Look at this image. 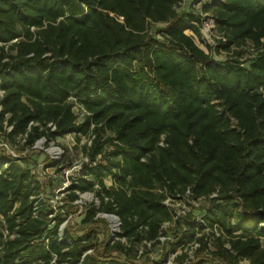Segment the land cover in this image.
I'll return each mask as SVG.
<instances>
[{
    "label": "trees",
    "instance_id": "obj_1",
    "mask_svg": "<svg viewBox=\"0 0 264 264\" xmlns=\"http://www.w3.org/2000/svg\"><path fill=\"white\" fill-rule=\"evenodd\" d=\"M176 3L0 0V134L23 137L21 149L93 136L68 198L93 191L99 205L81 223L114 214L131 244L98 252L95 233L61 232L65 217L48 216L32 168L0 149V264H134V242L170 219L158 190L187 189L209 202L204 225L189 221L172 250L216 227L214 256L264 264V0L202 5L226 37L220 46L252 45L243 61L199 48L186 31L199 36L201 17ZM156 23L165 25L152 32Z\"/></svg>",
    "mask_w": 264,
    "mask_h": 264
},
{
    "label": "rangeland",
    "instance_id": "obj_2",
    "mask_svg": "<svg viewBox=\"0 0 264 264\" xmlns=\"http://www.w3.org/2000/svg\"><path fill=\"white\" fill-rule=\"evenodd\" d=\"M176 1L177 10L190 11L201 17L200 35L198 36L190 31H186V33L192 36L199 48L209 53L213 58L218 60L238 58L243 61L255 54L254 48L249 43L241 46L232 44L229 49L219 45V42H224L226 37L216 28V23L212 28L205 24L206 19L211 17V12L202 10L203 3L210 0ZM164 25L163 23H156L151 31L154 32ZM235 51H240L241 57H238ZM75 109L81 115L82 110L79 107H75ZM6 129L9 131L11 127L6 126ZM92 138L93 136L81 135L80 139L76 140L74 134L54 138L42 136L34 142L33 146L21 149L24 142L23 137L17 136L14 142H10L0 134V149L7 155L22 158L21 162L32 168L40 185L39 199L53 209V213L48 214V216L61 212V216L65 217V220L59 226V230L62 232L63 229L68 228L78 235L89 231L95 233L98 243L96 250L103 252L105 250L103 248L104 244H111L117 240L125 246L131 245L126 237L117 235L121 230L120 220L114 214L98 212L92 222L82 224L81 219L85 211L92 204L98 206V199L93 191L82 192L78 190H75L78 195L76 200L70 201L68 198L71 191L69 186L79 175L81 164L88 161L86 150L91 146ZM105 182L109 185L110 178H106ZM158 192L163 194L161 203L168 210L170 219L160 225L153 239L143 238L141 241L134 242L135 256L133 263L162 264L169 262V264H183L186 258H192L197 261L202 260L205 264H225L213 254L216 250L215 237H218V235L213 234L208 228L197 233L194 236L195 240H193V236H190V241L175 244V248L171 249L172 244L178 240L179 235L188 226V222L201 216L208 206L207 198H194L189 194H178V196L177 193L173 194L161 190H158ZM197 237H203V241L199 242ZM223 245L226 248L229 247L227 243ZM87 252H91V249ZM112 254L117 255L116 252H112ZM238 264L249 263L247 260H240Z\"/></svg>",
    "mask_w": 264,
    "mask_h": 264
},
{
    "label": "built area",
    "instance_id": "obj_3",
    "mask_svg": "<svg viewBox=\"0 0 264 264\" xmlns=\"http://www.w3.org/2000/svg\"><path fill=\"white\" fill-rule=\"evenodd\" d=\"M207 21L205 22V24H207L208 25V27H214V25H215V21H214V19L212 18V17H208L207 19H206ZM2 95H3V90H0V96L2 97ZM0 97V98H1ZM75 107H79L81 110H82V112H81V115L79 114V116H82L84 113H85V110L80 106V105H75ZM49 126H51V124H48ZM55 127L54 126H51V129L53 130ZM39 139V138H38ZM36 141V140H35ZM34 145V143L32 144V146ZM32 173H33V171H32ZM34 174V173H33ZM184 195V194H189V195H191L192 196V194H191V192L187 189L183 194H180V193H177V195ZM178 195V196H179ZM215 194H212V195H210V197H212V196H214ZM197 198H199V197H197ZM203 214V213H202ZM202 214H201V216H202ZM201 216L198 218V219H194L195 221H199V222H201L203 225H204V222H203V220L201 219ZM114 218H115V216H114ZM116 218H118L117 216H116ZM119 219V218H118ZM210 229L211 230V232L213 233V234H216V235H218V236H221V234H222V231H220V230H218L216 227H214V228H209V227H207V226H205L203 229ZM186 229V228H185ZM202 229V230H203ZM197 233H199V232H196L195 233V235L197 234ZM194 235V236H195ZM193 236V237H194ZM198 238V237H197ZM193 240H195V237H194V239ZM192 240V241H193ZM150 244V243H149ZM148 245V244H147ZM193 261H195L194 259H192V258H186V260L183 262V264H190L191 262H193ZM162 264H169V262H164V263H162Z\"/></svg>",
    "mask_w": 264,
    "mask_h": 264
},
{
    "label": "crops",
    "instance_id": "obj_4",
    "mask_svg": "<svg viewBox=\"0 0 264 264\" xmlns=\"http://www.w3.org/2000/svg\"><path fill=\"white\" fill-rule=\"evenodd\" d=\"M111 183V182H110Z\"/></svg>",
    "mask_w": 264,
    "mask_h": 264
}]
</instances>
